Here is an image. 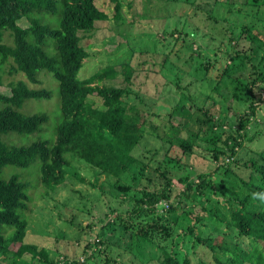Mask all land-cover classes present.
Instances as JSON below:
<instances>
[{
	"label": "trees",
	"instance_id": "obj_1",
	"mask_svg": "<svg viewBox=\"0 0 264 264\" xmlns=\"http://www.w3.org/2000/svg\"><path fill=\"white\" fill-rule=\"evenodd\" d=\"M110 1L115 4L112 19L124 20L122 3ZM214 1L208 4V25L217 19L216 11L219 15L222 9L232 8L230 0ZM194 4H197L194 14L198 15L204 4L202 1ZM243 6L260 10L264 0H244ZM147 12L151 17L154 9L146 11V15ZM236 13L243 20L244 36L255 45L249 49L250 53L257 54L264 48V38L254 34V25H248L245 15L251 13L243 9ZM141 14L136 11L127 22L129 26L135 25ZM251 17L258 19L255 15ZM23 19L30 21L27 28L19 25ZM107 20L109 15L97 7L96 0H0V87H3L4 75L13 76L8 84L10 92H0V264H60L46 249H39L40 245L26 242L29 230L26 215L31 211L33 194L40 187L54 190L65 184L67 177L80 178L72 167L75 160L118 181L132 172L133 166L141 165L134 180L148 186L133 196V207L126 215L118 214L121 227L117 230L121 229L122 236L131 237L132 221L141 216L152 217L156 231L149 234L144 231L143 239L148 242L158 237L155 234L160 236L161 246L166 247L162 249L161 264H193L191 257L180 251V240L173 252L168 249L176 239L173 234L178 227L189 235L193 248L206 247L216 264H264V199L253 198L254 193L264 195V151L259 153L261 161L251 159L243 165L251 170L249 177L232 169L234 165L239 166L236 157L240 148L246 141L255 140L248 129L262 102V95L257 92L264 84L261 69L264 56L259 66L252 65L257 75L250 76L252 80L246 79L244 72L255 59L240 51L230 55V63L214 77L217 84L212 93L219 91L222 101L215 95L209 98L213 105L222 103V113L228 115L231 110L226 106L230 98L241 102L243 96L250 97L247 112L238 114L236 125L226 131L227 118H217L201 106L189 87L182 84L186 71L176 64L167 69V58L159 66L153 64L158 69L147 68L146 62L136 66L131 61L121 63V69L106 64L102 60L106 56L102 46L90 43V38L97 30L96 24ZM157 21L164 24V20ZM188 24L190 21L185 19L183 28H175L170 34H179L182 38H177L176 44L189 37ZM157 38L155 35L154 42ZM10 57L13 63L8 61ZM87 62H96L97 69L85 77L81 71ZM142 66L175 79L181 101L166 116L143 107L145 99L131 90L132 77ZM197 66V73L188 74L197 82L211 84L214 61L197 63ZM200 71L204 73L198 74ZM120 77L125 84L115 86L113 81ZM44 79L53 82L49 88L32 89L29 85H42ZM226 83L232 88L231 95L220 92V85L227 87ZM94 94L101 98L102 108L88 101ZM132 97L138 102H132ZM44 102L49 108L47 112L41 110ZM26 106L30 111L26 112ZM195 125L198 126L196 133L191 131ZM145 137L162 142L164 156L174 148L193 155L200 142L210 145L208 151L216 164L214 171L199 173L196 179L183 177L176 182L171 171L174 169L165 165L158 151L152 157L136 155ZM31 166H36L37 174L31 178L28 174L26 180L25 173L6 171V167L26 170ZM176 166L177 172L182 170L180 165ZM155 174L158 185L153 184ZM109 184L111 189L120 187L112 181ZM91 186L96 188L95 183ZM120 188L124 200L129 191L126 187ZM195 208L200 213L195 214ZM110 225L108 222L105 226ZM95 243L97 246L108 244L101 240ZM95 243L87 249H92ZM17 246L18 250H14ZM26 255L30 259L25 260ZM94 257H98L97 250L87 263ZM104 258L105 264H121L109 256Z\"/></svg>",
	"mask_w": 264,
	"mask_h": 264
},
{
	"label": "rangeland",
	"instance_id": "obj_2",
	"mask_svg": "<svg viewBox=\"0 0 264 264\" xmlns=\"http://www.w3.org/2000/svg\"><path fill=\"white\" fill-rule=\"evenodd\" d=\"M118 1L124 6L122 12L124 20L120 22L112 19L115 10V4L112 1L96 0L97 7L110 17V20L96 24L97 30L94 36L90 38V43H99L105 51L106 56L102 60H105L106 64L116 66L118 69H121V66H119L121 63L130 61L132 66L146 62L147 68L154 67L152 69H158L163 58H167V69L171 65L176 64L186 71L187 74L182 84L189 87L190 92L197 97L201 106L211 110L217 118L219 116L224 119L227 118L229 125H226V131H229L231 125H236L235 119L238 114L247 112L250 97L243 96L244 100L241 102L230 98L226 103V106L231 108L227 115L221 112L222 103L213 105L209 96H218L219 100L222 101L219 94H217L219 91L212 93L215 84H217L215 83L217 81H214V77L224 70L227 63H230V55H235L236 51L254 57L253 64L248 63V68L244 72L246 79L252 80L251 77L255 74V69L252 65L259 66L260 60L264 56V48L258 50L257 54L250 53L249 49L255 47V45L251 44L244 36L242 29L243 20H240V16L236 12L239 9H243L251 13V15H245L248 19V25H254V34L259 35L263 39L264 7L259 10L250 6H243L244 0H230V4H232V8H229L230 11L222 9L219 15L216 11L215 16L217 19H213L208 25L209 18L206 12L210 7L208 4L214 3V0ZM201 1L204 4V8L196 15L194 11L197 4L194 3ZM130 3L133 5L129 7ZM149 9H154L151 17L149 12L146 15V11ZM231 9L233 10L232 14H230ZM136 11L142 13V16L140 15L141 18L136 19L137 23L135 22V25L129 26L130 23L127 22L133 19ZM252 15H255L258 19L253 20ZM185 19L190 21L187 26L189 37L184 42L180 41L176 44V39L180 38L179 34L174 36L170 34L175 28H183ZM157 20H164V24ZM19 25L23 28L28 27L30 21L23 19ZM163 32L166 33L165 37H161ZM155 35L158 36L156 42H154ZM188 45H190V49L187 48ZM208 60L214 61L213 69L210 72L213 82L211 84L197 82L188 73H191V71L197 73L195 71V67H199L197 63H208ZM153 64H158V66ZM142 67L140 69H144ZM96 69V62H87L81 72L87 77ZM140 69L137 72L135 71L132 77L131 90L145 99L147 105L143 104V107L150 108L166 116L181 101V93L173 82L175 79L170 74H168V77L158 72ZM261 69L264 71V64L261 65ZM203 73V71L198 72V74ZM12 79L13 76L4 75V84L3 87H0V92L8 90L10 92L8 84ZM123 79V77H120L113 81L114 85L122 87L125 84ZM18 80L20 79L14 81ZM49 80L44 79L43 84L39 86L29 85L32 89L49 88L48 85L53 83L51 79ZM226 85L227 87L220 85V92L224 91V94L231 95L232 88L229 83H226ZM257 93L262 95V102L248 129L249 135H254L255 140L253 142L246 141L245 146L240 148L236 157V159H239V166H232L233 170L241 173L244 177H249L251 170L245 169L243 165L251 161V159L261 161L259 153L264 151V84ZM243 94L246 95L245 92ZM88 101L94 103L96 107H103L101 98L96 94L90 96ZM131 101L138 102V99L132 97ZM25 110L26 112L30 111V107L26 106ZM41 110L45 112L49 110L45 102L42 104ZM191 131L196 133L198 126H193ZM162 145L164 144L158 140L145 137L136 155L144 154L152 157L158 151L160 158L165 159V165L174 169L171 171L176 182L183 177L196 179L199 173L214 171L216 164L212 162L211 154L208 151L211 148L210 145L200 142L193 155L188 152L185 153L179 148H174L166 156L161 152L163 149L160 146ZM166 149L167 146L164 147V150ZM176 165H180L182 170L177 172ZM72 167L83 180L67 177L65 184L60 185L56 189L52 190L53 188H51L49 190L45 187H40L33 194L31 211L26 215L29 221L26 242L40 245L39 249H47L56 260L63 259L62 256H64L70 259L77 258L80 264H85L87 248L94 243L93 240H101L107 241L108 244L96 246L98 257H94L89 264H105L104 257L106 256H109L111 260H117L121 264H161L164 259L162 250L164 244L161 246L162 240L158 239L160 236L155 234L158 237L148 242L143 239L144 231L148 232V234L156 231L152 217L141 216L132 221L129 225L131 237H124L120 234L121 229L117 230V227L120 226L117 219L118 214L126 215L133 207V196L139 195L141 190L148 186V183L146 185L145 182L138 183L134 180L141 165L133 166L132 172L122 176L120 181L114 177L110 179L105 175H100L96 168L86 167V164L79 160H75ZM6 171L25 173V180L28 174L30 178L32 174L34 176L37 174L36 166H31L26 170L6 167ZM111 181L119 183L120 187H126L127 191H129V196L123 200L122 196H120L122 193L121 188L111 189L109 184ZM92 183L96 184V188L91 186ZM157 183L160 182L158 175L155 174L153 176V184ZM130 185H134V187ZM160 209L161 207L159 208V213H161ZM199 211V208H195L194 213H200ZM108 222H111V225L105 226ZM173 235H176V239L170 246L168 245L170 252L176 249V243L180 240V251L191 257L193 264H216L212 254L206 247H192L189 235L185 234L183 228L178 227ZM24 259H30V255L24 256Z\"/></svg>",
	"mask_w": 264,
	"mask_h": 264
},
{
	"label": "clouds",
	"instance_id": "obj_3",
	"mask_svg": "<svg viewBox=\"0 0 264 264\" xmlns=\"http://www.w3.org/2000/svg\"><path fill=\"white\" fill-rule=\"evenodd\" d=\"M24 28H27V27H24ZM8 61L10 62V63H13V61H14V59L12 58V57H10L9 59H8ZM257 196H260V198H262V199H264V195H261V194H258V193H254L253 194V198H256ZM77 238V237H76ZM92 241V240H91ZM96 242V241H95ZM94 242V243H95ZM38 245V244H37ZM97 246V243H95V246H93L92 247V249H87L86 250V252H85V260H86V263L85 264H89L90 262H88L87 263V260L89 259V257H91L92 255H94V252L97 250L96 247ZM18 248H19V246H17L16 247V249L15 248H13L14 250H18ZM47 250V249H46ZM48 251V250H47ZM49 252V251H48ZM89 252V253H88ZM49 254H50V252H49ZM51 255V254H50ZM64 255V254H63ZM65 256H68V255H65ZM51 257H52V255H51ZM63 257V259H59L60 260V264H73L75 261L77 262V263H79L78 262V259L77 258H73V259H70L69 257H64V256H62ZM53 258V257H52ZM58 260V261H59ZM92 260V259H91ZM83 262H85V261H83ZM80 264V263H79Z\"/></svg>",
	"mask_w": 264,
	"mask_h": 264
}]
</instances>
